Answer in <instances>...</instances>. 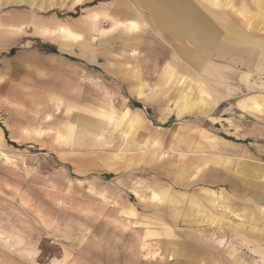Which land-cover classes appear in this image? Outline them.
<instances>
[{"label": "rangeland", "instance_id": "1", "mask_svg": "<svg viewBox=\"0 0 264 264\" xmlns=\"http://www.w3.org/2000/svg\"><path fill=\"white\" fill-rule=\"evenodd\" d=\"M14 1L0 0V23L15 15L55 21L75 32L60 27L59 34L66 30L80 44L51 41L59 55L47 57L30 25L22 34L0 28V264H264V217L255 205L225 193L216 202L211 192L219 191L209 185H173L167 172L180 174L186 166L173 160V148L141 152L134 129L125 136L102 117L115 118L135 103L120 75L133 81L142 71L126 63L124 48L144 50L160 32L144 4L173 0ZM196 1L213 15L224 14L238 32L264 41V0H221L219 7L214 0ZM132 19L138 39L114 26ZM168 35L172 30L160 34ZM245 66L235 69L246 72ZM161 70L143 72L150 78ZM257 75L251 80L264 82V71ZM234 109L222 100L212 116L227 118ZM41 170L47 176L34 186ZM107 171L108 180L102 177ZM163 190L170 200L149 198ZM244 190L239 197L261 196ZM243 210L253 213L251 219Z\"/></svg>", "mask_w": 264, "mask_h": 264}, {"label": "crops", "instance_id": "2", "mask_svg": "<svg viewBox=\"0 0 264 264\" xmlns=\"http://www.w3.org/2000/svg\"><path fill=\"white\" fill-rule=\"evenodd\" d=\"M144 8L150 12L151 23L157 25L160 31L156 36L164 45L156 38L144 50L139 45L130 50L124 48L126 63L129 61L134 69L142 72H136L133 81L120 76L124 77L125 86L135 97L134 104H139L141 108L123 106L122 112L126 116L122 117L117 131L126 136L131 135V129H134L135 143L141 152L144 148H167L168 151L173 148V160L183 159V164H186L181 166L180 174L167 172L165 178L173 185H194L196 188L209 185L219 191H210L214 193L216 202L220 203L224 193L232 200L242 198L246 203L255 205L254 212L264 217V95L261 94L264 82L258 77L264 71V41L238 32L233 25H228L229 20L224 14L208 13L196 0L146 2ZM21 25L25 28L30 25L34 40L40 44L39 53L47 57L59 55L51 41L60 42L61 47L66 43L80 44V40L59 34L60 27L74 31L55 21L45 22L15 15L3 19L0 28L12 34L9 31ZM138 25L134 19L114 24L115 27H122L132 39L139 38V35H133ZM34 28H42L49 37L36 35ZM169 30H172L173 36H160ZM27 42L32 45L35 41L30 39ZM52 50L54 54L50 53ZM254 52L259 56L253 57L251 54ZM244 56L246 64H242ZM88 59L92 60V57ZM238 65H246V72L236 70ZM159 69L162 72H156L157 76L150 78L146 76L148 73L143 72ZM256 74L258 78L251 80ZM251 90H257L258 94L244 96ZM222 100L233 102L234 112L227 118H214L213 109ZM102 117L110 120V116ZM142 134L146 135L145 139H140ZM160 136L163 138L160 139ZM78 171L74 172L78 178L82 177ZM40 174L34 179L35 184H39L34 186L42 185L41 178L47 176L46 170H41ZM102 177L108 180L111 173L107 171ZM227 183L233 186L229 187ZM244 189L256 190L261 196L239 197L238 193L243 194ZM166 194L168 192L164 190L160 194L151 191L149 198L162 203L169 198ZM242 212V217L247 219L253 216L249 210ZM206 217L211 223L215 220ZM247 227L252 230L251 226Z\"/></svg>", "mask_w": 264, "mask_h": 264}, {"label": "bare ground", "instance_id": "3", "mask_svg": "<svg viewBox=\"0 0 264 264\" xmlns=\"http://www.w3.org/2000/svg\"><path fill=\"white\" fill-rule=\"evenodd\" d=\"M40 1V0H39ZM221 0H214V2H213V4L214 5H216V6H218L219 7V2H220ZM81 2V0H74L73 1V4L74 5H79V3ZM14 3L16 4V5H22V4H26L27 5V3L24 1V0H15L14 1ZM37 5V4H36ZM56 5V2L54 1V2H52V3H50L49 4V6L50 7H54ZM29 6H32V7H36L35 6V4H33L32 2L31 3H29ZM134 26V28L136 27L135 26V24L133 25ZM1 27V26H0ZM24 28H25V26L24 25H21L18 29H16V30H14V29H12V30H10L9 32L10 33H12V34H14V33H21V32H23V30H24ZM35 30H37V31H43V32H45L42 28H34ZM64 36H66V37H68V38H71V39H76V36H74V35H72V34H70V33H68V32H66V30H64V34H63ZM101 104V103H100ZM108 104V103H107ZM109 105V104H108ZM101 106V105H100ZM105 107V106H104ZM100 108V107H99ZM111 108V107H110ZM106 109V108H105ZM105 109H103V110H105ZM108 110V109H107ZM110 110V109H109ZM114 110L112 109V112H113ZM115 112V111H114ZM109 113V112H108ZM113 114V113H112ZM123 114V115H122ZM115 115V114H114ZM126 116V113H124V111L119 115V116H117V117H111L110 116V121H111V123H112V126L114 127V130L116 131L117 129H119L120 128V125H121V121H122V117H125ZM109 117V116H108ZM113 132V131H112ZM101 136V135H100ZM99 139V138H98ZM97 139V140H98ZM260 253V252H259Z\"/></svg>", "mask_w": 264, "mask_h": 264}, {"label": "trees", "instance_id": "4", "mask_svg": "<svg viewBox=\"0 0 264 264\" xmlns=\"http://www.w3.org/2000/svg\"><path fill=\"white\" fill-rule=\"evenodd\" d=\"M50 53H55V51L54 50H52V51H50ZM134 108H141V106L139 105V104H133L132 105Z\"/></svg>", "mask_w": 264, "mask_h": 264}]
</instances>
